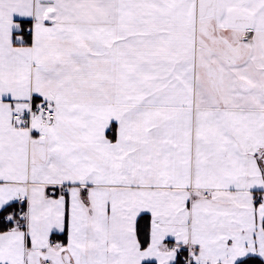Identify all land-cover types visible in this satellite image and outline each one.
I'll return each mask as SVG.
<instances>
[{
  "label": "snow or ice",
  "instance_id": "1",
  "mask_svg": "<svg viewBox=\"0 0 264 264\" xmlns=\"http://www.w3.org/2000/svg\"><path fill=\"white\" fill-rule=\"evenodd\" d=\"M0 264H264V0H0Z\"/></svg>",
  "mask_w": 264,
  "mask_h": 264
}]
</instances>
